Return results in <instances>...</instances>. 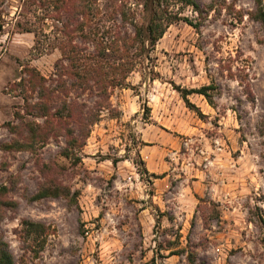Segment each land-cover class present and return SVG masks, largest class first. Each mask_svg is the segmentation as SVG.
<instances>
[{"label": "rangeland", "instance_id": "rangeland-1", "mask_svg": "<svg viewBox=\"0 0 264 264\" xmlns=\"http://www.w3.org/2000/svg\"><path fill=\"white\" fill-rule=\"evenodd\" d=\"M57 1L0 0V237L15 264H264L258 0L174 3L185 19L168 27L125 85L110 89V106L69 157L67 137L51 133L33 107L40 98L29 82V68L50 79L62 59L68 13ZM97 1L110 12L124 3L131 18L146 21L142 0ZM120 18L122 32L132 33ZM206 85L214 86L209 98L188 96L201 115L180 90ZM62 100L93 107L97 97L88 89ZM26 124L50 135L32 140ZM14 141L32 147H9ZM51 183L70 196L34 198ZM26 220L46 230L29 235Z\"/></svg>", "mask_w": 264, "mask_h": 264}, {"label": "trees", "instance_id": "trees-1", "mask_svg": "<svg viewBox=\"0 0 264 264\" xmlns=\"http://www.w3.org/2000/svg\"><path fill=\"white\" fill-rule=\"evenodd\" d=\"M60 0L59 6H67L68 21L64 25L62 34L68 39L60 47L63 56L56 63L55 73L48 79L40 74L35 68H29V82L38 87L40 101L33 107L39 110L40 116H46V128L55 135H65L68 147L63 150V155L69 157L72 150L70 145L75 146L79 138L88 137L90 127L100 117L103 108L110 106V89L125 85L129 75L134 71L137 63L143 58L146 52L152 50L157 42L164 36L168 27L179 20L185 19L178 12L171 9L174 3L195 5L194 0H142L145 19L138 23L136 18H131L126 12L124 3L113 5L112 11L101 9L97 0ZM258 9L255 18L264 24V6L258 0ZM58 7V5H55ZM88 18H85V17ZM120 16L123 24L130 23L133 32H122V26L117 22ZM112 21V22H111ZM75 38L81 40L78 44ZM92 45L89 49L88 45ZM54 82L55 86H46L44 83ZM23 79L18 83H22ZM213 85L202 86L200 89L180 90L183 99L188 107L196 109L202 115L199 108L192 103L188 96L192 93H200L209 98L208 90ZM95 93L97 100L93 107L86 102H70L62 100L69 97L72 92L81 96L87 90ZM52 102V104H50ZM54 109V111H52ZM77 117V118H76ZM57 125H54V122ZM77 122V127H70L71 122ZM28 126V124H26ZM30 139L43 140L50 135L47 130L38 133L36 127L28 126ZM13 129V128H12ZM29 142L23 143L14 141L9 147H32ZM70 196V188L51 183L40 189L35 199L45 197ZM15 207V202H12ZM28 234L46 230L41 223L26 220ZM0 264H15V259L10 251L9 244L0 237Z\"/></svg>", "mask_w": 264, "mask_h": 264}]
</instances>
